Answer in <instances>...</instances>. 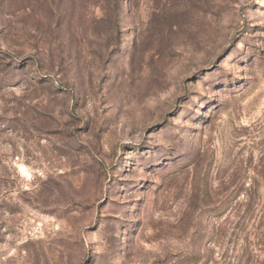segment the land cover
<instances>
[{"label": "rangeland", "instance_id": "374dc122", "mask_svg": "<svg viewBox=\"0 0 264 264\" xmlns=\"http://www.w3.org/2000/svg\"><path fill=\"white\" fill-rule=\"evenodd\" d=\"M0 264H264V0H0Z\"/></svg>", "mask_w": 264, "mask_h": 264}]
</instances>
